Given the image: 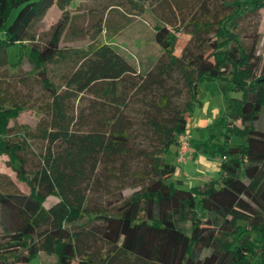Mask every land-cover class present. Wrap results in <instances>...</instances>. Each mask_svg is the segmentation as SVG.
Listing matches in <instances>:
<instances>
[{"label": "trees", "instance_id": "1", "mask_svg": "<svg viewBox=\"0 0 264 264\" xmlns=\"http://www.w3.org/2000/svg\"><path fill=\"white\" fill-rule=\"evenodd\" d=\"M110 1L103 14L156 20L161 56L145 74L106 42L60 46L72 0H0V67L10 47L30 43L17 66H33L42 92L0 102V154L29 188L0 189V264H38L40 253L56 264H264V58L260 34L250 45L240 34L264 0ZM56 5L63 19L38 46L33 27ZM182 35L190 39L178 55ZM59 65L67 70L57 84ZM175 75L188 95L182 106ZM217 79L238 95L219 118L220 136L201 145L220 178L186 188L167 156L178 157L202 83ZM27 110L34 127L10 124ZM50 197L58 202L47 208Z\"/></svg>", "mask_w": 264, "mask_h": 264}, {"label": "rangeland", "instance_id": "2", "mask_svg": "<svg viewBox=\"0 0 264 264\" xmlns=\"http://www.w3.org/2000/svg\"><path fill=\"white\" fill-rule=\"evenodd\" d=\"M111 3L110 0H72L65 11L69 14L68 25L64 32L60 46L66 49L86 48L95 43H109L120 54L133 64L138 71L145 72L152 69L154 64L161 56L160 48L154 40L156 20L149 12L139 15L127 16L126 13L118 9H113L104 13V7ZM64 11L57 5L54 6L46 16L35 23L33 33L37 37V45H44L51 37L52 31L57 23L63 19ZM102 22L103 33L96 35L98 24ZM260 34V44L258 55L264 58V9L257 15H251L241 22L240 34L246 45L251 44L255 34ZM189 36L182 35L176 45V53L180 55L189 41ZM26 46L15 45L7 50L8 64L0 67V102L1 100H11L14 98H25L31 94L33 98L41 96L40 84L31 77L34 72L33 66L27 61H22L17 66V62L29 55L30 43ZM51 72L53 81L61 83V76L66 72L65 65L53 67ZM179 77L173 76L169 84L181 88L182 96H178L175 101L180 106L187 100L186 90L181 82H177ZM232 82L229 80L204 81L199 93L200 104L196 107L189 118V124L186 134L191 144L200 152V155L206 157L209 161H219L211 153L204 152L201 148L203 141H212L215 135L221 134V128L217 125L219 118L225 113L228 101L233 96H238L232 91ZM139 105L132 106L128 113L134 118L138 116ZM36 115L31 110L22 112L16 120L11 121V125H30L37 123ZM261 127L264 128V118L261 121ZM241 140L234 138L233 145H238ZM167 161L177 167L174 180L177 178L184 181V187H194L205 183L210 177L208 174L209 165L201 162L202 168H198L191 158H187L186 164L177 163L172 154L167 156ZM205 164V165H204ZM208 166H207V165ZM206 173V174H205ZM183 176V177H182ZM206 177V178H205ZM216 179L220 178L217 174ZM0 189L5 191H19L24 194L29 193V188L20 183L16 173L9 164V158L0 154ZM132 190L124 192L129 196ZM58 199L50 197L45 206L49 208L57 203ZM3 236V230L0 219V239ZM226 245H231L233 238L225 236ZM38 264H56V257L40 253L36 259ZM73 264H78L76 261ZM255 264H261L256 260Z\"/></svg>", "mask_w": 264, "mask_h": 264}, {"label": "crops", "instance_id": "3", "mask_svg": "<svg viewBox=\"0 0 264 264\" xmlns=\"http://www.w3.org/2000/svg\"><path fill=\"white\" fill-rule=\"evenodd\" d=\"M173 157L175 158L177 163L186 164V162H187V159H186L185 162H179L177 155H174ZM187 158H191L193 163L195 162L198 168H202L203 167V165L200 164L201 162H205V163H207L209 165V167L205 166V169L209 168L208 170H210V172L207 169L206 170L208 171V174L210 176H212V177H210L207 181H209L210 179L216 178L215 176L217 174H219V171H220V169H219V161H217V160H214L213 162L209 161L206 157L200 155V152L194 147L193 144H191V150H190ZM177 180H180V179L177 178ZM207 181H205V182H207Z\"/></svg>", "mask_w": 264, "mask_h": 264}, {"label": "built area", "instance_id": "4", "mask_svg": "<svg viewBox=\"0 0 264 264\" xmlns=\"http://www.w3.org/2000/svg\"><path fill=\"white\" fill-rule=\"evenodd\" d=\"M191 150V142L187 134L180 136L178 147V161L185 162Z\"/></svg>", "mask_w": 264, "mask_h": 264}]
</instances>
